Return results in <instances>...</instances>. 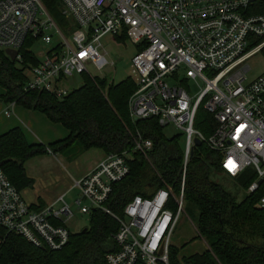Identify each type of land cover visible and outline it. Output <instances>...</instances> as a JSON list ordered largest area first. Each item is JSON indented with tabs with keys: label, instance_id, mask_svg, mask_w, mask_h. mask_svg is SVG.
Masks as SVG:
<instances>
[{
	"label": "built area",
	"instance_id": "built-area-1",
	"mask_svg": "<svg viewBox=\"0 0 264 264\" xmlns=\"http://www.w3.org/2000/svg\"><path fill=\"white\" fill-rule=\"evenodd\" d=\"M58 1L62 15L71 22L67 30L72 27L71 41L41 0H0V50L15 51L14 60L22 66L19 49L26 38L33 40L27 51L38 63L25 70V91L66 96L64 79L73 73L94 77L88 67L100 72L110 65L101 38L124 37L138 48L130 67L135 83L128 99L131 121L155 118L162 128L172 125L180 130L185 135L183 168L196 139L220 156L227 177L237 179L250 169L254 180L245 193L258 190L264 181V71L248 81L246 61L264 48V15L258 13L264 0ZM38 43L43 46L34 53ZM196 79L204 87L191 95L184 84ZM13 106L7 104L4 116L10 117ZM200 106L214 120L207 137L193 127ZM132 141L131 152L147 158L151 140L137 132ZM130 158L128 150L105 154L75 183L80 199L73 203L81 214L98 209L118 223L111 236L117 250L105 255V264H169L170 239L184 212V169L179 195L170 186L159 188L150 198L135 195L119 217L106 203L112 186L129 174ZM172 204L175 210L169 208ZM257 206L264 209V196ZM72 218L62 197L33 208L0 170V226L7 232L36 248L58 251L69 240L67 223Z\"/></svg>",
	"mask_w": 264,
	"mask_h": 264
},
{
	"label": "trees",
	"instance_id": "trees-1",
	"mask_svg": "<svg viewBox=\"0 0 264 264\" xmlns=\"http://www.w3.org/2000/svg\"><path fill=\"white\" fill-rule=\"evenodd\" d=\"M41 2L53 20L61 26L66 23L59 13L58 0ZM258 13L264 15V6ZM32 44L33 40L26 38L19 49L22 66L0 50V87L4 90L0 100L4 105L13 103L43 114L50 122L62 126L67 135L47 145L29 144L18 128L0 135V170L18 191L32 184L25 175L24 165L35 156L59 153L74 159L90 149H100L105 154L128 150L129 174L112 186L106 203L119 217L135 195L150 198L166 186L179 195L184 169L183 200L198 237L205 240L207 247L202 252L179 257V249L170 246L169 264H264V209L257 206L264 196V181L257 191L246 194L254 180L249 172L241 183L242 197L238 199L211 179L215 173L226 175L220 168V156L203 143L193 148L183 168V152L177 137L166 139L155 118L137 122L129 118L128 99L135 90L130 76L114 84L105 78L81 74L82 86L62 98L45 91H25L28 80L25 70L38 63L34 54L27 51ZM261 54L264 57V48ZM193 127L206 137L213 131V117L202 106L197 110ZM137 132L152 142L153 149L147 158L131 152L132 137ZM175 207L172 204L169 208L175 210ZM117 231L118 223L110 215L92 210L88 214V226L70 233L61 250L51 251L36 248L0 226V264H105V255L117 250L111 239Z\"/></svg>",
	"mask_w": 264,
	"mask_h": 264
},
{
	"label": "rangeland",
	"instance_id": "rangeland-1",
	"mask_svg": "<svg viewBox=\"0 0 264 264\" xmlns=\"http://www.w3.org/2000/svg\"><path fill=\"white\" fill-rule=\"evenodd\" d=\"M59 13L61 17L64 18L66 23L61 26L55 19L57 27L62 31L64 36L71 41V32L67 31L71 22L64 15H62L61 10L59 8ZM102 44V52L105 55V58L109 61L110 65L98 72L94 68L88 67V72L99 78H105L108 82L118 83L120 81L125 80L131 74V64L132 58L137 53L138 48L130 41L117 40L113 38L111 35H105L101 38ZM43 45L38 43L34 47V53H37L39 49ZM246 64L250 67V70L247 73V80L252 81L257 78L264 71V57L261 52L250 56ZM182 70L180 69L178 72V76L181 77ZM204 76L209 77L208 72H203ZM83 84V77L80 74L73 73L72 76L67 77L63 80L62 86L68 90L69 92L79 88ZM204 82L201 79L196 80H188L184 84V88L186 91L193 95L199 89H203ZM60 127V126H58ZM60 129H63L60 127ZM27 132V136L33 140H38V129L36 136L34 132H30L29 129H25ZM41 133L44 134V129H40ZM65 131V130H64ZM162 134L166 139H171L173 137L178 138V146L181 150H183L185 146V135L178 129H176L172 125H168L162 128ZM97 151L101 150H93L90 154H94ZM51 156H43L36 158L27 164V170L30 174H32L36 180V189L45 190L46 197L49 200H53L55 197L63 194L62 190H65V186H70L71 176L78 175V173L85 167V163H88L90 156L83 157L77 156L76 158H67L64 155L59 153ZM251 173L249 169L244 174H242L239 179H229L224 175L219 173L212 174L211 179L217 184L221 185L224 189L230 191L232 194L236 195L238 199L242 197V188L241 183L246 180L248 173ZM73 183V182H72ZM74 185V183H73ZM58 190L60 192H58ZM80 199L79 191L72 187L68 192L65 193L64 200L68 205H70L71 210L73 212V218L67 223V228L71 233H77L88 226V215L81 214L79 207L74 205V200ZM50 204V203H48ZM82 205H88L87 201L82 200ZM184 212L181 214L179 218L178 225L170 239V246L179 249V257H187L196 252H202L206 249L207 244L204 239L199 238L195 229L193 217L190 212H187V205L183 200ZM58 206V205H57Z\"/></svg>",
	"mask_w": 264,
	"mask_h": 264
},
{
	"label": "crops",
	"instance_id": "crops-1",
	"mask_svg": "<svg viewBox=\"0 0 264 264\" xmlns=\"http://www.w3.org/2000/svg\"><path fill=\"white\" fill-rule=\"evenodd\" d=\"M2 94H4V90L0 87V96ZM6 107L7 105L6 104L4 105L0 100V135L6 133L10 129L18 128L21 130L26 141L29 144H43V145H47L52 142L61 140L67 135V131L59 124H54L50 122L43 114L27 110L20 105H14L10 117H6L3 114V111L5 110ZM58 126H60L63 129H60V127ZM25 129H29L31 133L34 132L35 136L38 129V135L36 136L38 140H33L34 142H31V139L27 136V132ZM40 129H44L45 131L44 134L41 133ZM93 150H100V149H90L81 154L83 157L90 156L91 159H89L88 163H85V167L78 173V175L75 176L70 175L72 180L70 182V186L66 185L64 188L65 190L61 189L60 191L62 192L64 191L63 194H60L59 196L55 197L53 200L47 199L48 197H46V194L44 193L45 192L44 188L43 190L36 189L37 188L36 180L34 176L30 174L27 170V164L32 160L46 155L48 156L51 155L49 154L38 155L26 161L24 165L25 175L28 179L31 180L32 184L31 186L19 191L25 202L31 205L32 207H39V206H45L48 203H55L59 197H62L63 201L66 203V201L64 200L65 193L68 192L72 187H75L78 190V188L75 186V183L84 175L91 172L105 156V153L102 150L97 151L96 153L91 155L90 152ZM72 182L74 183V185ZM60 191L58 190V192Z\"/></svg>",
	"mask_w": 264,
	"mask_h": 264
},
{
	"label": "water",
	"instance_id": "water-1",
	"mask_svg": "<svg viewBox=\"0 0 264 264\" xmlns=\"http://www.w3.org/2000/svg\"><path fill=\"white\" fill-rule=\"evenodd\" d=\"M5 54L11 59V60H14L15 59V55H16V52L15 51H12V50H5ZM199 141L198 140H194V145L197 146L199 145Z\"/></svg>",
	"mask_w": 264,
	"mask_h": 264
}]
</instances>
